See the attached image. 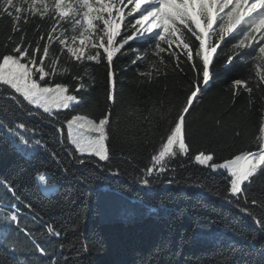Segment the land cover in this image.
Masks as SVG:
<instances>
[{"label":"snow or ice","instance_id":"6c2138e0","mask_svg":"<svg viewBox=\"0 0 264 264\" xmlns=\"http://www.w3.org/2000/svg\"><path fill=\"white\" fill-rule=\"evenodd\" d=\"M0 18L10 20L12 33L0 43L5 49L0 52V101H10L13 105H0V131L24 157L38 150L48 153L65 176L69 175L70 164L83 166L87 172L81 176L73 174L72 178L85 189L93 174L120 175L119 168L111 166L113 154L109 141L113 111L110 107L98 118L75 112L60 120L61 115L71 113L82 103L77 93L88 91L87 69H83V75L71 74L72 67L68 65L79 68L85 62L105 64L106 103L111 106L119 103L114 68L117 55H126V49L136 53L133 65L148 57V51L139 54L132 42L149 43L156 57V61L149 63L151 70L138 72L149 81L153 70L159 75L160 66L168 67L165 55L180 71H183L182 63L189 65L194 79L184 99L175 106V115L161 134L149 165L140 170L137 182L144 189L160 182L172 185L174 178L161 181V177L177 170L170 164L179 157L219 174L225 184L223 202L251 219L262 238L258 245L257 234L244 238L259 256V260L249 264H264V199L249 200L253 177L264 172V107L256 150H240L231 158L217 162L210 151L193 154L187 141L188 116L194 101L213 79L211 67L221 59L220 52H224L221 66L225 69L236 60L249 65L247 76L233 79L229 85L233 103L242 93H247L249 107L254 104L255 93L260 94L264 103V0H0ZM33 18L48 22L46 31H40L42 24L36 25L34 40L28 38L24 29ZM54 45L58 46L56 51ZM65 57V64H61ZM69 74L74 85L56 81V77ZM20 113L44 119L51 126L53 136L60 138L58 147L49 148L42 130L20 120ZM159 115L160 119H167V114L159 112ZM144 119L152 123L155 116L150 111ZM216 123L220 124V120ZM65 141L71 147L66 148ZM51 179L47 171H39L33 177L34 186L44 197L59 191L56 183H50ZM189 187L203 195V185ZM0 196L10 197L7 203L0 200V225H3L0 231L15 228L24 236V241L14 239L12 246L6 248L13 264H69L70 257L64 253L71 249H66L62 242L52 244L51 238L60 240L69 227L74 231V223L57 227L54 222L43 220L31 200L19 193L17 181L6 175L0 176ZM167 210L166 202L161 200L147 211L158 214ZM28 220L35 231L25 223ZM45 238L51 251L40 242ZM29 244L31 252L23 254L22 250ZM18 251L21 255H17ZM79 256L77 250L71 264H79ZM225 264L234 261L226 259Z\"/></svg>","mask_w":264,"mask_h":264},{"label":"trees","instance_id":"16d2710c","mask_svg":"<svg viewBox=\"0 0 264 264\" xmlns=\"http://www.w3.org/2000/svg\"><path fill=\"white\" fill-rule=\"evenodd\" d=\"M37 24L43 25L40 31H46L48 27L47 21L31 19L24 25L29 39L36 38ZM10 29V20L0 18V43L12 34ZM57 47L54 45L53 51ZM132 47L141 55L148 51V57L133 65L136 53L126 49V55L118 54L115 58L118 104L111 106L106 103L105 64L85 62L79 68L68 65L72 67L71 74L79 72L83 75V69H87L85 82L88 91L77 93L82 103L71 113L65 112L60 116L63 120L64 115L80 112L98 118L112 108L111 166L119 168V176L93 174L85 189L72 178L73 174L81 176L87 172L83 166L70 164L69 175L65 176L48 153L38 150L24 157L5 139L2 131L0 176L6 175L17 181L19 193L31 200L43 220L54 222L57 227L75 224V230L69 227L60 240L51 238L52 244L62 242L66 249H71L64 253L70 257L69 264L77 250L80 252L79 264H225L226 259L233 260L234 264H249L259 260L255 249L249 247L244 238L250 239L257 234V245L262 238L251 219L223 202L221 197L225 184L219 174L179 157L170 164L177 170L161 177V181L174 178L172 185L160 182L144 189L138 184L140 170L149 165L150 156L158 148L168 121L175 115V106L184 99L194 73L184 63L181 64L183 71L176 69L175 62L165 55L169 60L168 67L160 66L159 75L153 70V78L149 81L138 72L151 70L149 63L156 61V57L152 55L149 43L143 40L132 42ZM4 51L0 47V52ZM220 57L211 67L213 79L194 101L187 119V141L192 153L210 151L217 162L231 158L240 150L257 149L255 140L259 135L261 109L264 107L259 93L254 94L251 107L247 104V93H242L233 103L229 85L233 79L246 77L249 65L236 60L225 69L221 66L224 52H220ZM65 62L66 57L62 58L61 64ZM71 74L56 77V81L74 85ZM5 104L13 107L10 101H0V105ZM153 106L167 114V119H160ZM150 111L155 116L152 123L144 119ZM19 119L29 126H38L49 148L58 147L60 138L53 136L51 126L44 119L24 113L19 114ZM217 119L220 124L216 123ZM237 132L240 134L236 135ZM65 147L71 146L65 141ZM65 163H68L67 159ZM39 171L51 174L50 183L59 186L57 193L44 197L37 191L33 177ZM196 184L203 185V195L189 187ZM253 197L264 199V172L253 177L249 200ZM8 199L10 197L0 196L5 203ZM161 200L166 202L167 211L158 214L147 211ZM25 223L35 231L30 220ZM14 239L24 241V236L15 228L0 231V264H13L6 248L12 246ZM40 242L51 251L47 238ZM22 252L29 254L30 244ZM17 255L21 252L18 251ZM36 259L39 260L38 257Z\"/></svg>","mask_w":264,"mask_h":264}]
</instances>
